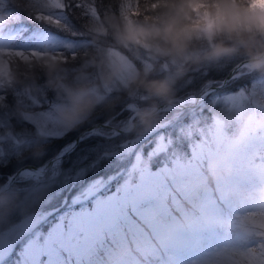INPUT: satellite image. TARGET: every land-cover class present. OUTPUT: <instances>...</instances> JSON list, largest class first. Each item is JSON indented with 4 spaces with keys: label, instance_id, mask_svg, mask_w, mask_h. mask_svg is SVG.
<instances>
[{
    "label": "trees",
    "instance_id": "16d2710c",
    "mask_svg": "<svg viewBox=\"0 0 264 264\" xmlns=\"http://www.w3.org/2000/svg\"><path fill=\"white\" fill-rule=\"evenodd\" d=\"M92 2L93 0H88V2L86 0H62L61 4L64 6L57 9L60 23L58 26H52L57 23L43 24L36 21V18L22 17L26 9H18L13 0H0V35H6L25 27L28 30L45 31L64 39L81 42L78 46L80 49L76 51L62 50L67 63H62V70L56 72L53 77L49 76L47 65H31L25 68L17 63L18 60L14 55L10 57L11 71L17 73L19 77L0 78V92L3 89L8 90L3 102L0 103V109L10 114L7 120L9 124L5 125L4 129L0 128V136L9 133L8 131L17 132L21 129L20 120L22 128L24 127V134H32L38 127L45 135L38 137L33 133V137L28 138V144H21L19 149H15L10 139L0 137L1 147L3 150L7 149L0 155V188L5 186L9 176L25 164L39 166L60 151L67 149L69 143L87 127L106 120L112 121L111 117L120 111V105L122 107L126 103L127 100L124 97L128 96L126 93L129 91L136 90L139 93L148 94L143 87L133 83L132 79L121 92L114 90L109 95H105L100 103L95 101L97 94L94 93L90 96L94 102L91 110L82 119L71 124L67 122L65 113L71 107L69 88L77 89L83 86L90 89L97 84L98 80V83H101V79L110 82L108 76L112 71L113 59L109 56L110 49H115L132 61L141 78L145 72L148 73L147 79L149 80L166 78V70L158 67L167 62L168 57H159L152 50L149 51L142 46L126 48L117 42L118 28L113 25H120L123 22L119 16L120 0H95V7L99 11L107 34L96 31L100 25L86 11L91 7ZM45 8L49 9L46 2ZM148 14L155 15L156 13ZM113 17L116 19L113 20ZM54 51L51 50V53ZM73 53H75V59H73ZM149 57H151L150 60H148ZM246 58L249 57L241 48L232 56L212 60L210 63L207 61L185 63L183 66L187 71L173 80L172 96L189 90L199 91L209 82L219 84L235 64ZM144 61L151 63L148 69L144 67ZM186 77H191L192 83H188L186 88L182 86L178 89L179 84ZM50 80L53 83H50ZM54 84L59 86H54ZM243 89L245 91L251 89L256 97L253 94V107L245 111L244 120L239 117L237 121V111L233 112L226 108L223 101H228L225 98L229 94ZM48 104L50 105L49 112L61 117L62 122H57V126L43 127L42 118L27 119L29 113L42 112L41 110L45 109ZM204 104V108H195L184 116L178 114L174 117L173 114H167L168 121L163 117L161 120L157 118L150 129L140 125L136 131L131 133H118L110 127L90 131L82 136L73 151L62 158L58 176L37 186L36 180L13 182L8 191L0 194V202L2 201L0 203V229L29 217H37L44 213L47 215L40 223L41 226L34 227L31 233L19 238L10 251V255L8 254L9 256L5 257L0 264H8L11 257L17 255V250L26 244L31 236L51 227L54 221L56 223L69 209L75 210L79 207L78 203H72L73 198L81 193L82 189V178L77 177L76 170L85 168L84 170L88 171L86 178L88 179L90 175L93 181L98 182L100 189L96 195L103 198V196L120 190L117 188L118 185H123L127 179L131 182L137 181L141 173L151 172L154 169L157 173L165 165L174 168L176 163L184 165L186 161L189 162L192 159L189 155L192 144L195 146L202 144L206 139H211L208 136L213 127V121L216 119H214V114L224 122L230 144L233 145L236 141L240 143L246 133L253 131L250 127L253 118L256 115L264 117V68L257 69L250 75L231 79L227 86L210 93L201 103V105ZM61 106H69L63 112L64 117L59 109ZM210 107H213L215 111ZM242 120L243 124L240 125L239 122ZM164 122V126H161ZM208 125L209 128H207ZM53 131L63 133V135H55ZM148 136H151V141L147 140ZM159 140L162 143L165 142V149L158 148ZM136 154H140L143 160L132 169ZM168 159L176 161L170 162ZM243 167L245 169V165L240 161L237 168L243 169ZM224 171L223 174H227L228 170ZM13 184H15L14 187ZM94 197L95 195L87 199L84 204H91ZM182 209L180 207L177 211ZM259 231V229L255 230L252 239L264 247V236L259 235Z\"/></svg>",
    "mask_w": 264,
    "mask_h": 264
},
{
    "label": "rangeland",
    "instance_id": "374dc122",
    "mask_svg": "<svg viewBox=\"0 0 264 264\" xmlns=\"http://www.w3.org/2000/svg\"><path fill=\"white\" fill-rule=\"evenodd\" d=\"M13 1L17 4L16 7L18 9H26L23 11L24 14L22 17L32 19L36 18V21H40V23L43 24H50V22H53L54 20L60 21L59 14L57 12V9L59 8L57 3L61 4L62 0ZM45 2L48 4L49 9L45 8ZM86 2H88V0H86ZM31 14H33V17H31ZM41 17H43V19H41ZM58 25L59 24H52V26ZM50 36L52 38L54 37L53 35ZM53 40L55 41L53 44L65 45L64 43L68 42L56 37L53 38ZM78 42L79 41H69V44L77 45L76 48L69 50L75 51L80 49L78 47L80 45ZM48 46L58 48L57 46H52L49 44ZM195 47L196 50L203 53L209 50L211 44L207 40H203ZM59 53L62 54V52ZM52 55H56V53ZM62 55L64 56V54ZM10 57L11 56H7L6 58L11 62ZM16 59L18 60L17 63L23 67H29L31 65H46L43 61L33 60L31 62H26L20 57H16ZM207 63H210V61H207ZM164 65H167V67L165 68ZM244 65L245 64H243V62L238 63L233 75H250L255 71L254 69L252 71V68H245ZM179 67L180 64H174L172 60L168 58V61L162 63L158 68L161 70H166V78H171L174 80L175 77L180 76L178 75ZM115 69L118 68H113L111 65V70ZM136 74L137 69L135 66L131 69V77L126 81V83L119 81V71L117 75L110 79V82H107L106 80L102 81L101 79V83H98V80L97 84H94V87L90 88L91 95L96 93L97 97L95 101L100 103L105 95H109V93L113 92L114 90L121 92L123 88H125V85H128ZM3 77L5 76H0L1 79ZM11 77L18 78L19 75L17 73H12L11 71ZM191 79V77H186L182 83L179 84L178 89L182 86V88H186L188 83H192ZM8 81L10 80L8 79ZM213 85V82L206 83L197 94L201 95L205 88ZM100 87L102 89H100ZM107 89H111V91H108ZM7 92V89H3L0 92V103L3 102ZM241 93L244 94L245 98L251 99L253 102L254 92L250 90L249 93L244 89L229 94V96L225 98L228 101H223L226 108L233 112L234 110L237 111V121L239 117L244 120L243 114L249 108L244 105L247 100L244 99L242 105H234L229 100V97L240 96ZM247 93L252 95L251 98L247 96ZM126 94H128V96H125L124 98L130 101V103L121 113V116L119 115L120 113H117L115 116L111 117L112 121L110 125L113 126L111 127L113 131H116L115 128L127 127L130 123V119L133 116L135 117L141 110L155 106L161 101H165L164 99L158 97L146 96L145 94L139 93V91L136 90H131ZM141 95L146 97L142 99L140 97ZM172 98L174 97L172 96L170 99ZM204 106L205 104L200 105L198 109L204 108ZM68 107L69 106L59 107L63 117V112H65ZM49 108L50 105L48 104L46 105L45 109L41 110L42 112H31L28 114V117H34L35 119L42 118L44 121L43 127L57 126V122H62L61 117L55 116L56 114H53V112L50 113ZM210 108L211 110L215 111L213 107ZM4 111L5 110L0 109V128L2 129L5 128V125L9 124H7V120L10 116L9 112L7 113ZM165 111H167L166 108H164L162 113L157 114L156 119L158 118L161 120L163 117L166 121H168V115L165 113ZM173 112V116L176 117L178 112ZM47 114H51L53 119L50 120ZM171 114L172 111L169 112V115ZM214 119L213 127L210 130L214 128L217 120L221 121V119L218 118L216 114H214ZM243 120L239 122L240 125L243 124ZM165 122L161 126H164ZM19 125L21 129L17 130L18 133L8 131L9 133H4L0 136L10 139L15 149H19L21 144H28V138H32L33 133L34 136L38 137L45 135L44 132L38 127L34 129L32 134H24V127L22 128L21 120L19 121ZM140 125L141 124H138L134 131H136ZM251 125L253 131L246 133L240 143L239 141H236V143L231 145V141L227 139L219 146L218 149L215 145H213V156L207 161L215 172L222 176L224 175L223 172H225L224 170L226 169L228 170L227 173H229L235 179L242 175L246 178V180H249L250 169L253 171L255 169H260L259 175L260 177L264 178V117L256 115V117L253 118ZM207 128H209V125ZM45 130L48 131L47 129ZM95 131H98V129H95ZM55 133L59 132H54V134ZM208 137H211V132H209ZM150 138L151 136H148L147 140H150ZM158 145L159 149H165V142L162 143L159 140ZM192 145L193 146L189 151V155L193 156L192 150L194 144ZM6 150L7 149L3 150L0 145V155ZM56 155H58V153ZM142 158L143 157L140 154L135 155L132 169L139 165V163L143 160ZM61 160L62 158H60L59 163L55 165L52 170H50L51 172H45L43 175L32 171L28 173V170L23 168V166V169H21L20 173L13 182L16 180H36L37 186L38 184H41L46 180H50L53 177L59 175L61 170L59 168V164ZM240 161H242L243 165H245V169L244 167L243 169L237 168V165ZM259 164L262 166L261 168ZM187 167L188 166H185L182 169H173L169 168L168 166H164L160 168L158 170L159 172L157 173H155L156 171L152 170L151 172L147 171L146 173L150 174L151 177V183L149 185L147 194L143 196L129 197L127 200L123 198V189L125 188V185H131L134 187L135 185L133 184V181L131 182L129 179H127V182L123 183V185H118L117 188H120V190H116L111 194L103 196L102 198L97 197L96 195V193H98V189H100L98 182L93 181L90 175H88V179L86 178V173H88V171H85V168H80L78 171L76 170L77 177L82 178V189L81 193L73 198L74 200L72 203H78L79 207H77L75 210L69 209L61 219H59L56 223L54 221L51 227L44 231H38L35 235L31 236L27 243L17 250V255H13L11 257L8 264H152L151 262H148L150 257L159 258L158 261L160 264H170L172 261L177 263V261H179V258L177 257L181 258V256L185 254V251L195 248L197 245H199L198 243H200V240L210 241L211 239H209V237L211 236L212 240L226 241L233 245H220L222 247L213 246L211 249L214 250H212V253L211 251L208 252V258L203 257L205 259H192L193 262H190V258L188 257V260L185 264H214V261H216V259L213 258L215 254H218L220 257H224L222 264H245V262H252V264H254V262L258 259L256 254L263 250L261 248H256L257 246L255 245L242 249L240 244L236 242L235 238L229 239V237L223 236L219 232V228L213 229L212 223L215 219V216L212 215L213 212H210V210L207 209V206L210 205V202L208 201L209 199H207L206 202H200L197 205L193 203L194 207H191V209H185L183 215H180V217L175 216V222L170 221L171 223H169L165 219L163 213L167 211L166 197L169 195V192L171 193V196L174 197V199L172 198L171 200H168L170 207L180 208L182 206H186L185 203H191L195 199L197 193L196 187L191 185L189 183V179H187L188 177L185 173L187 172ZM144 174L145 173H141L137 181H134L140 182L141 176ZM165 174L168 175V179L164 178ZM169 180H172L174 187H170ZM254 183L256 182L249 183L247 187L253 185ZM14 186L15 184H13V187ZM177 190L179 191V194H177ZM93 195H95V197L92 198V203L84 204L85 201L91 198ZM237 197L241 200L240 202L246 206H251L255 202L251 191H249L247 194H243V192H237ZM116 203H119V210L115 214H110L99 221H90L88 213L95 206L99 205L101 207H105L109 204ZM237 206L238 203L236 204V207ZM250 206H248L249 209ZM255 206L258 208L257 210H253L251 214L262 213L258 212V210L260 207L264 210V204L262 206V203L259 202L256 203ZM199 210L200 212L197 213ZM237 210L238 212L241 211L243 216L248 217L250 215L244 213L245 208H237ZM231 211H234L232 206ZM234 212L236 213V211ZM46 215L47 214L44 213L43 215L37 217H29L28 219L19 223L0 229V261L10 255L9 252L11 251V248L20 237L31 233L34 227L41 226L40 223L45 219ZM246 217H244L243 220H245ZM221 218L223 217L221 216ZM243 220L241 221L244 223ZM227 228H230V224L227 225ZM244 229H246L251 235H253L252 232L257 230L252 229L248 225H245ZM152 236H154V240L152 239ZM247 244L248 242L245 244V246ZM215 247L217 248L218 253L216 252ZM167 249L175 250V253L177 254V256L171 257L172 261L169 259V257L172 255L167 256ZM193 252L194 255L197 254L195 251ZM45 257L46 259H44Z\"/></svg>",
    "mask_w": 264,
    "mask_h": 264
},
{
    "label": "clouds",
    "instance_id": "9594fccd",
    "mask_svg": "<svg viewBox=\"0 0 264 264\" xmlns=\"http://www.w3.org/2000/svg\"><path fill=\"white\" fill-rule=\"evenodd\" d=\"M222 9L229 15L218 22L217 30L210 40L211 47L203 53L196 50L195 46L203 40H209L200 38L199 33L195 31L193 25L198 17L191 11L189 0H172L167 7L162 5L155 15H150L151 19H144L142 15L134 22L132 30L124 22L120 25L114 24L113 26L118 28L116 40L124 47L139 46L136 40H143L159 57H168L174 64H180L178 75L187 71L183 66L187 62L218 60L238 53L241 48L248 55L253 69L264 68V11L248 12L243 6L234 7L228 3L223 4ZM210 11L215 13L214 8ZM47 63L50 77L63 68L62 63L53 61L50 57ZM118 71H110L108 79L117 75ZM147 76V72L143 78L137 74L132 82L143 87L149 95L170 102L173 95V79L149 80ZM50 83L53 81L50 80ZM68 93L71 107L66 111L65 119L71 124L82 119L91 110L94 102L90 98L91 90L86 87L69 88ZM137 115L141 124L150 129L157 117V108H146Z\"/></svg>",
    "mask_w": 264,
    "mask_h": 264
},
{
    "label": "snow or ice",
    "instance_id": "6c2138e0",
    "mask_svg": "<svg viewBox=\"0 0 264 264\" xmlns=\"http://www.w3.org/2000/svg\"><path fill=\"white\" fill-rule=\"evenodd\" d=\"M172 0H120L119 16L123 22L129 27L130 30L134 28V22L141 18L143 15L144 19H151L152 16L148 13H156L157 10L163 5L167 7ZM191 5V11L196 13L198 20L194 23L193 27L195 31L199 33L200 38L208 39L209 42L211 37L215 34L217 30V24L220 20L227 18L228 12L222 9V5L225 3L231 4L234 7L243 6V8L248 12L264 11V0H189ZM58 7H63V4L57 3ZM215 9V13L211 12L210 9ZM88 15L100 25L96 31L99 33L107 34L106 29L103 27V22L101 20L99 11L95 7V0H93L92 5L89 9H86ZM202 13V15H201ZM43 19V17H41ZM52 19V18H49ZM54 23L59 24V20H54ZM136 43L142 46L144 49L151 50L149 45L141 39H137ZM63 47L68 49H74L77 45L65 44ZM127 47V46H125ZM20 57L26 62H31L33 60L43 61L48 66L49 57L51 60L67 63V58L61 53L56 55H49L46 52H38L32 50L29 53L23 51H13L11 49H0V76L10 77L11 76V62L6 61L7 56ZM109 56L113 57L112 67L118 68L120 75L119 81L126 83V81L131 77V69L135 67V64L130 61L126 56L121 55L115 49L109 50ZM73 59H75V53H73ZM140 59V58H139ZM151 57L148 58L150 60ZM151 63L144 61V67L148 69ZM166 68L167 65H164ZM245 68L250 69L251 65H244ZM111 91V89H107ZM245 97L241 93L240 96L229 97V100L234 105H242ZM48 118L52 120L51 114H47ZM27 119H32V117H27ZM211 139H206L204 143L195 145L193 147V159L197 162L203 163L213 156V145L219 148V146L227 140V135L225 132V124L223 121L217 120L214 128L210 130ZM55 135H63V133H55ZM43 171V170H41ZM155 171V169H154ZM151 183L150 174L146 173L141 176L140 182L133 181L134 187L131 185H125L123 189V198L127 200L129 197L143 196L147 194L149 185ZM119 210V203L109 204L105 207L99 205L95 206L88 213L90 221H99L104 219L110 214H115ZM244 223L248 224L252 228L259 229V235L264 236V212L256 214H250L245 218ZM46 259V257L44 258ZM252 264V262H250ZM254 264H264V251L258 254V259Z\"/></svg>",
    "mask_w": 264,
    "mask_h": 264
},
{
    "label": "bare ground",
    "instance_id": "6f19581e",
    "mask_svg": "<svg viewBox=\"0 0 264 264\" xmlns=\"http://www.w3.org/2000/svg\"><path fill=\"white\" fill-rule=\"evenodd\" d=\"M6 59V58H5ZM7 61V60H6ZM243 64H245V65H250V61H246V62H243ZM236 70V69H235ZM229 75V73L227 74V76ZM226 76V77H227ZM225 77V78H226ZM224 78V79H225ZM143 94H145V93H143ZM146 96H149V97H152L151 95H149V94H145ZM145 96V97H146ZM130 103V101H126V103L121 107V105H120V111H118L117 113H120L119 115L121 116V113L124 111V109L128 106V104ZM117 113H115V115L117 114ZM114 115V116H115ZM118 115V116H119ZM137 118H138V115H136L135 117L133 116L131 119H130V123H133V122H135L136 120H137ZM82 139V136H76L70 143H69V148H71L70 150L71 151H73L75 148H76V146L78 145V143H79V141ZM60 154V153H59ZM59 154L58 155H56V157L54 156V157H52L51 159H50V161L48 160L47 161V164L46 165H43L42 166V169H40V168H36V167H34V166H31V167H26V170H28V173L30 172V171H32V172H36L37 174H41V175H43L45 172H51L50 170H52L54 167H55V165H57L58 163H59V161H60V158L62 157H64L65 156V153H64V155H62L61 157H57V156H59ZM46 163V162H45ZM41 170H43V171H41Z\"/></svg>",
    "mask_w": 264,
    "mask_h": 264
},
{
    "label": "water",
    "instance_id": "95a60500",
    "mask_svg": "<svg viewBox=\"0 0 264 264\" xmlns=\"http://www.w3.org/2000/svg\"><path fill=\"white\" fill-rule=\"evenodd\" d=\"M86 131V130H85ZM71 149V148H70ZM67 151H65V152H62L61 154H59V156H57V157H61L62 155H64V153H66ZM56 157V156H55ZM49 161H50V159H49ZM47 164V162L46 163H44L43 165H46ZM42 165V166H43ZM42 166H39L38 168H40V169H42ZM27 167H31V165H29V166H27ZM18 173L19 172H17L12 178H11V180H13L17 175H18Z\"/></svg>",
    "mask_w": 264,
    "mask_h": 264
}]
</instances>
